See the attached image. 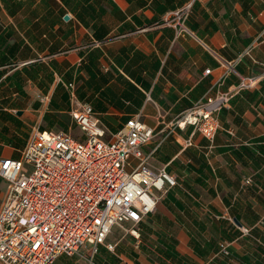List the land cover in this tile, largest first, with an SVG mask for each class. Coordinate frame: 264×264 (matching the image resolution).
Returning a JSON list of instances; mask_svg holds the SVG:
<instances>
[{
    "label": "crops",
    "instance_id": "crops-1",
    "mask_svg": "<svg viewBox=\"0 0 264 264\" xmlns=\"http://www.w3.org/2000/svg\"><path fill=\"white\" fill-rule=\"evenodd\" d=\"M188 3L193 35L177 38L164 20ZM263 75L264 0H0V158L20 159L35 131L82 138L74 85L107 139L140 115L154 130L149 166L176 180L139 239L109 237L114 252L57 264H264ZM253 77L218 114L212 148L192 127L171 132L207 95ZM7 187L0 177V208Z\"/></svg>",
    "mask_w": 264,
    "mask_h": 264
},
{
    "label": "built area",
    "instance_id": "built-area-1",
    "mask_svg": "<svg viewBox=\"0 0 264 264\" xmlns=\"http://www.w3.org/2000/svg\"><path fill=\"white\" fill-rule=\"evenodd\" d=\"M191 9L188 3L164 20L177 38L193 35L187 27ZM259 81L244 78L228 92L207 95L171 123V132L192 127L212 148L220 129L218 114ZM68 88L75 104L70 116L83 137L35 131L20 159L0 158V177L8 184L0 208V264H57L61 256L81 255L87 247L93 253L99 246L114 252L115 245L108 243L114 228L139 239L141 223L155 213L167 187L176 185L168 171L149 166L142 148L154 130L140 115L107 139L92 106L76 100L74 85ZM185 142V148L194 144Z\"/></svg>",
    "mask_w": 264,
    "mask_h": 264
},
{
    "label": "rangeland",
    "instance_id": "rangeland-1",
    "mask_svg": "<svg viewBox=\"0 0 264 264\" xmlns=\"http://www.w3.org/2000/svg\"><path fill=\"white\" fill-rule=\"evenodd\" d=\"M131 229V225L129 224H126V227H125V230H130ZM113 234L110 236L111 239H117L119 238L123 233H126V231H124L123 229H120L119 227H115L114 230H113ZM84 253H82L80 256H82ZM80 256H76V257H79L81 258ZM79 258H74V259H79ZM83 259V256L82 258ZM87 263V262H86Z\"/></svg>",
    "mask_w": 264,
    "mask_h": 264
},
{
    "label": "water",
    "instance_id": "water-1",
    "mask_svg": "<svg viewBox=\"0 0 264 264\" xmlns=\"http://www.w3.org/2000/svg\"><path fill=\"white\" fill-rule=\"evenodd\" d=\"M68 19H70V18H69V17H66V18H65V20H68Z\"/></svg>",
    "mask_w": 264,
    "mask_h": 264
}]
</instances>
